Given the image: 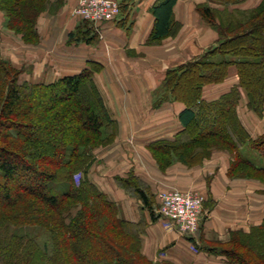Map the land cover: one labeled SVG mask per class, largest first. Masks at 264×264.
Returning <instances> with one entry per match:
<instances>
[{"label":"trees","instance_id":"1","mask_svg":"<svg viewBox=\"0 0 264 264\" xmlns=\"http://www.w3.org/2000/svg\"><path fill=\"white\" fill-rule=\"evenodd\" d=\"M177 1L153 4L149 45L177 35L180 24L172 18ZM216 1L225 8L196 7L217 32L215 45L168 69L161 85L159 102L184 105L182 130L171 141L150 144L149 150L160 171L173 158L192 167L212 151H225L231 157L229 177L264 185V166L241 152L248 147L264 160V132L251 139L237 115L241 94L258 117L264 109V0L246 11L227 9L244 0ZM48 3L0 0V12L8 30L25 44H36L37 19ZM97 36L80 20L68 40L90 44ZM230 68L237 84L217 100H203V87L223 83ZM99 69L88 62L76 75L28 84L19 82V70L0 60V264H160L141 252L144 225L123 219L116 204L87 178L91 152L112 144L117 134L93 79ZM184 81L191 89L182 86ZM115 180L154 217L153 197L140 180ZM52 185L61 192L52 191ZM216 244L211 251L224 256L226 264H264V217L248 232H232L227 242Z\"/></svg>","mask_w":264,"mask_h":264},{"label":"crops","instance_id":"2","mask_svg":"<svg viewBox=\"0 0 264 264\" xmlns=\"http://www.w3.org/2000/svg\"><path fill=\"white\" fill-rule=\"evenodd\" d=\"M260 1L244 0L227 9L246 11ZM120 2L123 11L119 17L102 24L90 44L68 40L80 22L73 15L76 0H49L37 19L39 41L34 45L12 37L0 13V58L20 70L19 80L28 84H51L78 74L88 62L99 65L93 79L110 118L117 124V134L111 145L93 152L94 162L87 178L116 204L123 219L144 225L141 252L150 261L226 264L224 256L211 250L216 243L227 242L230 233L248 232L261 223L264 185L258 180L229 177L231 157L225 151H212L201 164L192 167L173 159L166 170L159 171L149 150L150 144L171 141L182 130L179 114L184 105L159 102L166 71L196 59L217 41V32L202 19L196 7H225L215 0H178L172 12L173 20L180 24L177 35L149 45L154 23L151 8L156 0ZM11 40L16 45L9 52ZM235 84V70L230 68L223 83L203 87L202 99L217 100ZM241 95L237 115L251 139H255L264 132V109L258 117L247 108L246 98ZM117 177H135L147 187L153 197L154 217L117 184ZM173 189L198 191L202 196V218L200 215L193 236L179 233L158 217L159 194Z\"/></svg>","mask_w":264,"mask_h":264},{"label":"built area","instance_id":"3","mask_svg":"<svg viewBox=\"0 0 264 264\" xmlns=\"http://www.w3.org/2000/svg\"><path fill=\"white\" fill-rule=\"evenodd\" d=\"M120 0H76L73 15L98 34L100 26L115 21L121 12ZM158 217L174 226L179 233L193 236L198 229L202 196L198 191L168 190L159 194Z\"/></svg>","mask_w":264,"mask_h":264},{"label":"rangeland","instance_id":"4","mask_svg":"<svg viewBox=\"0 0 264 264\" xmlns=\"http://www.w3.org/2000/svg\"><path fill=\"white\" fill-rule=\"evenodd\" d=\"M216 1V0H215ZM217 3H218V1H216ZM1 13V12H0ZM1 15L3 16V14L1 13ZM4 17V16H3ZM76 19H77V21H80L79 20V18H77V17H75ZM4 23H5V28H6V30L9 32V33H11V36L12 37H18L20 40H21V37H20V35H16V34H14L12 31H10V30H8L7 29V26H6V22H7V20H6V18L4 17ZM5 31V30H4ZM2 35H0V40H2ZM12 37H11V39H12ZM14 39V38H13ZM16 41V40H15ZM19 41V40H18ZM22 41V40H21ZM38 41H39V39H38ZM37 41V42H38ZM23 42V41H22ZM24 43V42H23ZM25 44V43H24ZM15 42L14 41H12L11 40V42H9V52H11V49H12V47H15ZM21 45V43L19 44V46ZM29 45H34V44H29ZM0 47H1V45H0ZM3 49V48H2ZM0 60H2V61H4V62H6V63H8L13 69H15V70H18L17 68H15L9 61H6V60H3V59H1L0 58ZM20 71V70H19ZM19 82L20 83H22V81H20L19 80ZM182 86L184 87V88H187L188 86H186V84H185V81L183 82V84H182ZM188 89H191L190 87H188ZM115 140V139H114ZM111 145V144H110ZM106 147H108V145L107 146H101V147H99V148H106ZM99 148H96V149H99ZM96 149H94L92 152H91V155H92V157L94 158V153L93 152H95L96 151ZM100 151H102V150H100ZM242 154H243V156H245L247 159H249L253 164H255L256 166H259V167H261V166H264V160L263 159H261L260 158V156L258 155V153L256 152V151H253V150H251V149H249L248 147H244V149H242ZM97 155V154H96ZM153 158V157H152ZM173 159H175V158H173ZM172 159V160H173ZM155 161V160H154ZM172 162V161H171ZM157 164V163H156ZM171 165V164H170ZM169 165V166H170ZM157 167H158V165H157ZM159 169V168H158ZM90 170V169H89ZM94 171H96V168H94ZM160 171V170H159ZM89 172V171H88ZM79 176V175H78ZM234 178H236V177H234ZM242 179H244V178H242ZM247 179V178H246ZM247 180H250V179H247ZM252 180H254V179H252ZM52 191H55V192H57V193H60L61 192V188L59 187V186H57V185H52ZM201 212H202V209H201ZM200 215H201V213H200ZM201 218H202V215H201ZM199 219H200V216H199ZM42 240V239H41ZM43 241V240H42ZM49 243V242H48ZM47 243V250H48V252H50L51 251V245H49ZM41 246H43V245H41Z\"/></svg>","mask_w":264,"mask_h":264}]
</instances>
